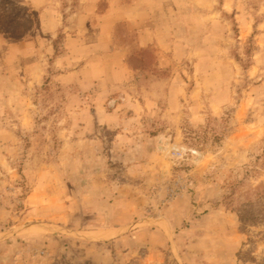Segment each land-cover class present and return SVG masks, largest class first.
Wrapping results in <instances>:
<instances>
[{"label": "rangeland", "instance_id": "374dc122", "mask_svg": "<svg viewBox=\"0 0 264 264\" xmlns=\"http://www.w3.org/2000/svg\"><path fill=\"white\" fill-rule=\"evenodd\" d=\"M43 1L0 0V264H264V0Z\"/></svg>", "mask_w": 264, "mask_h": 264}, {"label": "crops", "instance_id": "0c3cea01", "mask_svg": "<svg viewBox=\"0 0 264 264\" xmlns=\"http://www.w3.org/2000/svg\"><path fill=\"white\" fill-rule=\"evenodd\" d=\"M30 4L32 5V7L34 9H37L38 11H40V17L42 18L41 20V29L43 30L44 29V16H43V13L44 11L42 10L44 8V1L43 0H29ZM59 24V23H58ZM59 26V25H57ZM55 30V27L54 29H52V31Z\"/></svg>", "mask_w": 264, "mask_h": 264}]
</instances>
